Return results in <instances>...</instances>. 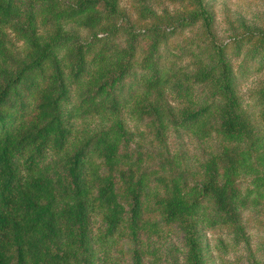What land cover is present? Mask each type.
Segmentation results:
<instances>
[{"label":"trees","instance_id":"obj_1","mask_svg":"<svg viewBox=\"0 0 264 264\" xmlns=\"http://www.w3.org/2000/svg\"><path fill=\"white\" fill-rule=\"evenodd\" d=\"M187 1L180 20L207 26L203 1ZM113 5L0 0V264H96V242L115 236L128 237L132 264H143L140 230L158 224L147 210L180 228L186 264L202 262L203 229L222 225L234 242L245 239L242 213L264 189V134L242 106L224 48L191 71L165 66L163 33L116 25ZM4 28L19 49L4 46ZM257 96L264 125V87ZM124 114L158 142L169 128L218 136L201 178L189 184L184 168L131 148ZM92 117L101 120L94 129L75 127L74 119Z\"/></svg>","mask_w":264,"mask_h":264},{"label":"rangeland","instance_id":"obj_2","mask_svg":"<svg viewBox=\"0 0 264 264\" xmlns=\"http://www.w3.org/2000/svg\"><path fill=\"white\" fill-rule=\"evenodd\" d=\"M61 1L67 3L69 0ZM107 1H113L110 17L115 18L116 25L119 23L134 31L153 27L163 33L157 50L165 66H182L191 71L198 60L212 64L215 46L221 45L230 61L242 106L264 134L257 105V92L264 87V58L260 59L259 55L251 58L250 54L253 49L264 51V0H202L209 15L207 26L201 20L186 23L180 20L189 15L187 11L191 4L187 0ZM74 29L82 39L88 36L84 29ZM1 35L2 43L8 49L21 46V41L9 28H4ZM194 87L202 95L209 93L200 85ZM74 98L75 94L71 93V99ZM99 121L96 117L84 121L76 118L74 124L75 127L94 129ZM123 121L134 131L131 148L141 147L151 153V157L164 160L166 167L184 168L189 184L201 178L202 160L214 152L220 142L213 133L200 137L181 128H169L162 142H158L151 139L145 126L127 114L123 115ZM258 169L264 175L263 156L259 159ZM249 180V175L240 177L242 189L251 188ZM262 192L257 198L255 192L249 195L251 203L242 213L244 240L234 242L228 228L222 225L202 230L201 264H264V189ZM145 216L158 224L140 230L138 247L143 264H186V246L180 228L175 223L163 224L155 211L147 210ZM97 226L99 217L94 215V230ZM133 247L135 244L126 236L97 241L96 264H132Z\"/></svg>","mask_w":264,"mask_h":264}]
</instances>
